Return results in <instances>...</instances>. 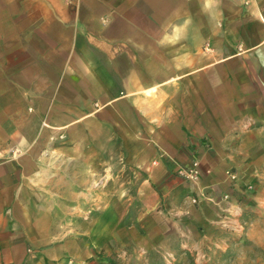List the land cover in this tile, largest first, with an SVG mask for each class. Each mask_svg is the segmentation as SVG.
<instances>
[{
  "label": "crops",
  "instance_id": "1",
  "mask_svg": "<svg viewBox=\"0 0 264 264\" xmlns=\"http://www.w3.org/2000/svg\"><path fill=\"white\" fill-rule=\"evenodd\" d=\"M119 154L135 191L71 210ZM225 193L264 201V0H0V264L189 247Z\"/></svg>",
  "mask_w": 264,
  "mask_h": 264
},
{
  "label": "rangeland",
  "instance_id": "2",
  "mask_svg": "<svg viewBox=\"0 0 264 264\" xmlns=\"http://www.w3.org/2000/svg\"><path fill=\"white\" fill-rule=\"evenodd\" d=\"M119 166L111 170L109 163L103 165L101 172V184L95 186V190L101 189V199L66 201L72 209H103L113 203L114 197H126L135 191L132 184L133 172L124 166L125 160L119 154ZM132 176V178L130 177ZM93 191V187L86 186V191ZM194 199L197 201L194 202ZM194 203L198 198L192 199ZM225 201V200H224ZM119 202V201H117ZM223 208L219 218V227L212 237L194 235L193 243L189 247L171 246L167 250H155L146 257L138 255L131 242L115 239L113 242L114 259L117 264H264V201L259 208L244 209L239 202H234L230 197ZM117 208H124L126 201L119 202ZM130 205V204H129ZM225 207H231V213L224 212ZM81 210V209H78ZM89 220L88 216L83 217ZM70 220V224L77 217H64ZM170 252V253H169ZM104 252L102 251L101 254Z\"/></svg>",
  "mask_w": 264,
  "mask_h": 264
},
{
  "label": "built area",
  "instance_id": "3",
  "mask_svg": "<svg viewBox=\"0 0 264 264\" xmlns=\"http://www.w3.org/2000/svg\"><path fill=\"white\" fill-rule=\"evenodd\" d=\"M181 173L183 175H185L187 178L191 179V180H198L200 178L201 175V170H200V165H199V161H194L192 167L187 168V169H183L181 171ZM228 177L233 181L236 182L239 178V174L237 171L235 170H227L226 171ZM231 197L230 193H225L222 197L223 200H228ZM197 200L194 199V202H196ZM224 212H228L231 213V207H225Z\"/></svg>",
  "mask_w": 264,
  "mask_h": 264
}]
</instances>
